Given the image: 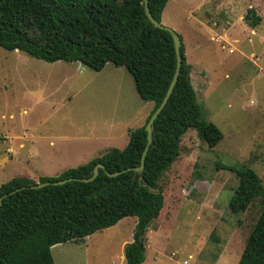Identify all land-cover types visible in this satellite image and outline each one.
<instances>
[{"label": "rangeland", "instance_id": "1", "mask_svg": "<svg viewBox=\"0 0 264 264\" xmlns=\"http://www.w3.org/2000/svg\"><path fill=\"white\" fill-rule=\"evenodd\" d=\"M250 7L261 17L255 28L243 19ZM161 22L180 34L204 115L224 136L213 148L193 128L182 137L159 181L164 205L146 234L144 264H237L260 205L231 213L238 178L218 165H248L264 183V0H169ZM153 105L125 66L96 71L0 46V184L57 177L124 148ZM136 221L54 245L55 263L126 264Z\"/></svg>", "mask_w": 264, "mask_h": 264}, {"label": "trees", "instance_id": "2", "mask_svg": "<svg viewBox=\"0 0 264 264\" xmlns=\"http://www.w3.org/2000/svg\"><path fill=\"white\" fill-rule=\"evenodd\" d=\"M167 2L149 0L158 21ZM243 19L252 28L261 22L253 7ZM0 46L49 62H79L96 71L108 62L125 66L140 97L154 104L145 124L129 130L124 148H112L57 177L43 176L39 182L90 177L94 167L103 163L105 169L100 168L94 180L31 188L35 181L16 176L0 184V264H56L54 245L84 241L129 216L137 221L133 240L124 248L125 261L144 264L146 234L164 205L159 181L179 157L182 137L193 128L213 148L224 136L204 115L184 43L178 81L155 120L145 168L136 177L132 168L140 164L146 145V123L165 96L177 66L172 34L148 21L144 0H0ZM218 166L238 178L228 202L231 213L245 212L257 199L260 205L237 264H264L263 180L245 164ZM122 170L126 171L110 175Z\"/></svg>", "mask_w": 264, "mask_h": 264}, {"label": "water", "instance_id": "3", "mask_svg": "<svg viewBox=\"0 0 264 264\" xmlns=\"http://www.w3.org/2000/svg\"><path fill=\"white\" fill-rule=\"evenodd\" d=\"M144 8H145V13H146V16H147L149 22H151L152 24H154L157 27L166 29V30L171 32L173 39H174L175 50H176V55H177V66H176V71L174 73L173 79H172V81L168 87V90H167L165 96L163 97V99H162L161 103L158 105V107L153 111V113L151 114L150 118L148 119V121L146 123L145 130L147 133L146 134V140L147 141H146V145L144 147V150L142 152L140 164L138 166L132 168V170L134 172V177H136L137 175H140L145 168L146 156H147V153H148V151H149V149L153 143V140H154L153 129H154L155 120L158 118L159 114L161 113V111L166 106L171 94L174 91V87L178 81L180 70H181V64H182V58H181L182 39L180 37V34H178V32H176L171 27L165 26L161 21H158L154 17V15L152 14L150 7H149V0H144ZM100 168L105 169V166L103 163H99L94 167L92 175L90 177L64 178V179H58V180H48V181H43V182H36L35 184L30 185L29 187H31V188H42V187L47 186V185H61V184H65V183H67L71 180H74V179L75 180H81L84 182H90V181L94 180L99 175ZM126 170L116 171L110 175L116 176V175H118L121 172H124ZM16 190H18V189H15L14 191H16ZM14 191H12V192H14ZM2 200H3V196L0 197V208L2 205Z\"/></svg>", "mask_w": 264, "mask_h": 264}, {"label": "crops", "instance_id": "4", "mask_svg": "<svg viewBox=\"0 0 264 264\" xmlns=\"http://www.w3.org/2000/svg\"><path fill=\"white\" fill-rule=\"evenodd\" d=\"M169 1V0H168ZM167 4H168V2H167ZM166 4V5H167ZM165 8H166V6H165ZM165 8H164V10H163V12H162V16H163V14H164V12H165ZM128 143V142H127ZM24 147V143L22 142V141H20V143H19V145H18V149L19 148H23ZM15 150H16V146L14 147H12V149H11V151H12V153L14 154L15 153ZM18 151V150H17ZM136 224V223H135ZM133 240V235H132V238L130 239V241L129 242H131Z\"/></svg>", "mask_w": 264, "mask_h": 264}]
</instances>
